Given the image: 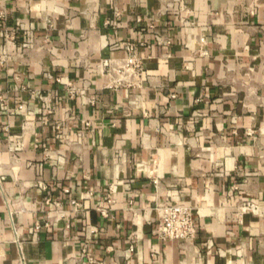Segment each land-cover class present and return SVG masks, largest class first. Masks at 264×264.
Instances as JSON below:
<instances>
[{"label": "crops", "instance_id": "0c3cea01", "mask_svg": "<svg viewBox=\"0 0 264 264\" xmlns=\"http://www.w3.org/2000/svg\"><path fill=\"white\" fill-rule=\"evenodd\" d=\"M14 26L39 39L0 60V264H264V215L236 208L264 201V0H0V46ZM121 40L141 88L91 70ZM160 200L195 207L193 242L155 235Z\"/></svg>", "mask_w": 264, "mask_h": 264}, {"label": "built area", "instance_id": "2783aa9c", "mask_svg": "<svg viewBox=\"0 0 264 264\" xmlns=\"http://www.w3.org/2000/svg\"><path fill=\"white\" fill-rule=\"evenodd\" d=\"M190 26L189 22H186ZM22 28L14 26L12 28H4L1 30L2 43L0 46V60L1 61H26L30 50L34 49L38 44V39L31 32H26L25 37L19 41ZM45 41H48L44 37ZM160 44H168L171 41L168 38L161 36L157 37ZM119 44L127 51V55L122 58H106L102 60L95 68L91 70L99 73L107 78L106 86L115 88L117 90L137 89L144 85L145 80H149L150 76L146 72L144 58L138 54L139 46L134 41L121 40ZM45 76L54 79L56 82L64 85L70 98L79 96L82 88L77 82L68 75H55L51 72H46ZM94 102V100H91ZM26 127H24L25 129ZM26 130V129H25ZM25 130H23L25 132ZM23 132V133H24ZM22 144L17 142L12 144L14 150L21 149ZM141 167V164L139 165ZM157 184L159 180L154 178ZM50 201V199L48 200ZM72 204L77 209L83 208V202L73 199ZM57 213L62 214V206L60 202H56ZM237 210L239 214L252 212L256 215H264V201H254L251 199L240 200L237 203ZM104 215L107 211L103 207H98ZM158 212V226L154 230L155 235L163 241L182 240L186 243L193 242L197 236V224L195 207L185 203L182 200H160L156 204ZM49 223L37 222L32 228L33 237L36 238L44 226ZM89 233L93 231L89 227ZM138 234H132L131 244L128 251H134L136 247V240ZM83 255L88 258L92 264H103L98 261L89 252L88 245L83 247ZM20 263L27 264L25 255L21 250Z\"/></svg>", "mask_w": 264, "mask_h": 264}]
</instances>
